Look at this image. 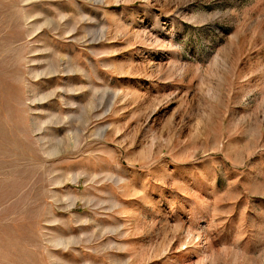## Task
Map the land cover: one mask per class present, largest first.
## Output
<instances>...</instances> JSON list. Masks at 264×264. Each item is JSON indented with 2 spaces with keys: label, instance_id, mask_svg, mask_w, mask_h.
I'll use <instances>...</instances> for the list:
<instances>
[{
  "label": "rangeland",
  "instance_id": "374dc122",
  "mask_svg": "<svg viewBox=\"0 0 264 264\" xmlns=\"http://www.w3.org/2000/svg\"><path fill=\"white\" fill-rule=\"evenodd\" d=\"M0 264H264V0H0Z\"/></svg>",
  "mask_w": 264,
  "mask_h": 264
}]
</instances>
